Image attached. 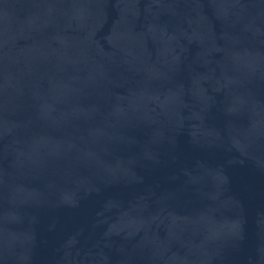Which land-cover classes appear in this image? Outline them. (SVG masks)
<instances>
[{
    "label": "water",
    "instance_id": "obj_1",
    "mask_svg": "<svg viewBox=\"0 0 264 264\" xmlns=\"http://www.w3.org/2000/svg\"><path fill=\"white\" fill-rule=\"evenodd\" d=\"M0 264H264V0H0Z\"/></svg>",
    "mask_w": 264,
    "mask_h": 264
}]
</instances>
